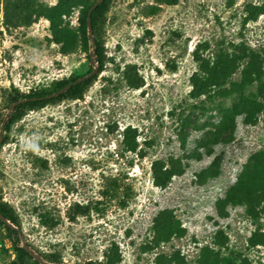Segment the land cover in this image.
<instances>
[{"label":"rangeland","instance_id":"1","mask_svg":"<svg viewBox=\"0 0 264 264\" xmlns=\"http://www.w3.org/2000/svg\"><path fill=\"white\" fill-rule=\"evenodd\" d=\"M94 1L0 0V264H264V0Z\"/></svg>","mask_w":264,"mask_h":264},{"label":"water","instance_id":"2","mask_svg":"<svg viewBox=\"0 0 264 264\" xmlns=\"http://www.w3.org/2000/svg\"><path fill=\"white\" fill-rule=\"evenodd\" d=\"M105 0H96L91 6L90 8L88 9L87 11V16H86V22H87V29L89 31V33L91 34L92 32V27H91V13L92 11L99 5L101 4L102 2H104ZM95 69L90 72L89 74H87L86 76H83L82 78H79V79H76V80H73L71 82H69L68 84H66L65 86H63L62 88H60L59 90H57L55 93L53 94H49L47 96H45V98L49 99V98H52V97H55L57 95H60L62 94L63 92L67 91L71 86H74V85H77L78 83H80L81 81H84L86 79H88L89 77H91L94 73H95ZM35 99V98H33ZM29 99H18V100H15L13 101L12 103H10L8 105V110L5 114V117H4V121L3 123L6 121V119L8 118V116L10 115V113L15 109V107L21 103H24L26 101H28ZM2 139H3V135L2 133H0V144L2 142ZM0 221L4 222L5 224H7L9 226L10 229H14V226L12 224H10L8 222V220L6 219V217L4 215H2V213L0 212ZM22 248L31 253V251L28 249L27 245L23 244L22 245ZM32 254V253H31ZM40 263L42 264H52L50 262H46V261H43L42 259L39 260Z\"/></svg>","mask_w":264,"mask_h":264},{"label":"trees","instance_id":"3","mask_svg":"<svg viewBox=\"0 0 264 264\" xmlns=\"http://www.w3.org/2000/svg\"><path fill=\"white\" fill-rule=\"evenodd\" d=\"M96 1V0H95ZM94 1V2H95ZM107 0H105L103 3H105ZM93 2V3H94ZM92 3V4H93ZM103 3H101V4H99L93 11H92V13H91V27H92V30H94V21H93V18H94V15H95V12L97 11V9L103 4ZM91 4V5H92ZM91 5H89V7L87 8V10L85 11V15H84V22H83V24H84V29H86L87 28V25H86V16H87V11H88V9L90 8V6ZM94 51H95V54H96V57H97V61L100 63V54H101V51H100V49H99V43H98V40L96 39V38H94ZM96 76V75H95ZM86 81V80H85ZM85 81H82V83H84ZM69 83V82H68ZM67 83V84H68ZM82 83H78L77 85H74V86H71L69 89H78V87L82 84ZM62 88V87H61ZM26 98H30V97H28V96H25L24 97V99H26ZM16 100H18V99H16ZM15 101V100H14ZM24 103H26V102H24ZM21 105H23V103H21V104H19V105H17L15 108L17 109L19 106H21ZM78 207V206H77ZM80 209H82V210H84V209H86V208H81L80 207ZM0 212L2 213V215H4L5 217H6V219H11L10 218V216H8L7 215V213L0 207ZM4 222H2V221H0V224H3ZM8 230L10 231V228H8ZM21 251L22 252H25L24 251V249L23 248H21ZM57 257L55 256V255H51L50 256V258H49V262H52V263H54V262H56L57 260Z\"/></svg>","mask_w":264,"mask_h":264}]
</instances>
